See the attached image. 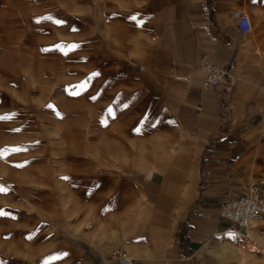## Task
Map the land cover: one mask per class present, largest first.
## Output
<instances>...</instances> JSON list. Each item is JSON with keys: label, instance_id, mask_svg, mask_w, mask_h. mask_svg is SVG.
I'll list each match as a JSON object with an SVG mask.
<instances>
[{"label": "crops", "instance_id": "0c3cea01", "mask_svg": "<svg viewBox=\"0 0 264 264\" xmlns=\"http://www.w3.org/2000/svg\"><path fill=\"white\" fill-rule=\"evenodd\" d=\"M38 8L41 19L77 18L70 35L83 28L90 44L54 76L53 122L103 127L101 150L70 142L83 170L68 184L66 219H47L51 232L85 264H118L123 252L132 264H264V219L244 229L220 213L226 199L264 191V0ZM207 60L229 72L214 85L202 81Z\"/></svg>", "mask_w": 264, "mask_h": 264}, {"label": "rangeland", "instance_id": "374dc122", "mask_svg": "<svg viewBox=\"0 0 264 264\" xmlns=\"http://www.w3.org/2000/svg\"><path fill=\"white\" fill-rule=\"evenodd\" d=\"M42 2L0 0V264H85L47 219H66L68 184L83 170L70 142L103 149L98 124L53 122L54 76L90 44L83 28L70 35L77 18L68 13L35 15Z\"/></svg>", "mask_w": 264, "mask_h": 264}, {"label": "built area", "instance_id": "2783aa9c", "mask_svg": "<svg viewBox=\"0 0 264 264\" xmlns=\"http://www.w3.org/2000/svg\"><path fill=\"white\" fill-rule=\"evenodd\" d=\"M235 18L241 32H248L252 29V21L247 12L238 10L235 12ZM203 70L202 81L207 85L218 83L229 73L226 66L208 60L204 62ZM261 117L264 120V104ZM220 213L246 229L264 213V191L252 188L246 193L226 199L220 205ZM132 261L133 257L129 253L123 252L118 256V264H132Z\"/></svg>", "mask_w": 264, "mask_h": 264}, {"label": "bare ground", "instance_id": "6f19581e", "mask_svg": "<svg viewBox=\"0 0 264 264\" xmlns=\"http://www.w3.org/2000/svg\"><path fill=\"white\" fill-rule=\"evenodd\" d=\"M263 218H264V213H263V215H262L261 217H259L258 219H256L253 223H255V222H257L259 219L261 220V219H263ZM253 223H252V224H253ZM252 224H251V225H252ZM247 233H248V231H247Z\"/></svg>", "mask_w": 264, "mask_h": 264}, {"label": "snow or ice", "instance_id": "6c2138e0", "mask_svg": "<svg viewBox=\"0 0 264 264\" xmlns=\"http://www.w3.org/2000/svg\"><path fill=\"white\" fill-rule=\"evenodd\" d=\"M0 190H2V189H0Z\"/></svg>", "mask_w": 264, "mask_h": 264}]
</instances>
